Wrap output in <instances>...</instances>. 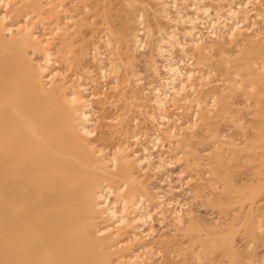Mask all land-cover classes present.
Segmentation results:
<instances>
[{
	"label": "bare ground",
	"instance_id": "obj_1",
	"mask_svg": "<svg viewBox=\"0 0 264 264\" xmlns=\"http://www.w3.org/2000/svg\"><path fill=\"white\" fill-rule=\"evenodd\" d=\"M48 1L45 5L44 0H0V264H157L153 257L156 251V248L153 250L156 240V231L152 227L155 220L153 212L158 210L157 214H170L181 226L185 225L188 217L192 221L194 217L186 203L155 191L154 186L150 188L144 177L149 172L157 176L167 171L168 175V169L175 167L167 157L170 150L166 151L167 154L163 152L167 156L160 153L161 147L167 149L166 139L173 142L181 137V142L184 132L197 130L198 122L210 114L212 106L215 108L214 102L208 101L211 96L201 97L197 93L215 72L210 69L207 75L200 68L208 65L213 50L225 55L227 48L235 43L246 46L249 41L258 42L264 33L260 28L264 24V4H260L262 9H257L255 5L258 3L254 5L250 0H211L212 5L203 4L206 0H194V3L192 0L190 3L193 4L186 10L178 2L181 0H150L155 4L150 6L154 9V18H157L159 34L154 43L155 54L163 63L150 54L151 73L158 80L149 84L148 91L144 75L136 67V62L141 59L138 60L137 52L146 51L149 40L157 33L147 23L145 10H140V5V11L134 10L138 0L126 1L130 11L124 26L127 31L123 37L124 40L127 38L123 41L124 54L120 52L110 60L104 55V49L102 51L101 48L104 54L100 52L98 44L101 43L97 44L98 41L93 49L83 47L78 56L73 30L80 26V21L75 15H84L70 13L67 0ZM188 1L191 0L183 2L188 6ZM71 2L70 6H83L85 14L89 11L87 0ZM41 25L45 26L41 27L43 33L40 34ZM112 39L111 35L105 34L99 41H104L112 49ZM176 48L182 54L179 59L174 58L177 51L173 50ZM108 51L111 52L110 49ZM33 53H40L43 62L36 61ZM101 55L104 59L106 57L105 62L109 60V66L103 58L99 59ZM89 57L99 63L98 71L103 80L113 75L114 83L110 84L114 92L112 98L123 99L124 107L137 102L142 116L155 123L149 144L142 145V150H134L131 141L118 144L111 153L99 145L97 137L102 127L116 129L111 130L115 133L110 136H121L127 132V126L119 112L114 117L101 113L100 106L96 109L94 98L104 96L103 92L95 94V90L91 93L88 85L80 83L85 76L83 74L95 75L96 69L86 63ZM75 60L83 72L79 69L82 73H73L77 77L72 78L61 67L63 64L65 67L72 65ZM122 64L125 66L124 74ZM262 67L257 71L261 72ZM257 71L252 69L248 73L253 80L251 88L261 77ZM212 95V101H216L217 96ZM105 97L109 100L103 102L102 109L107 110L105 106L108 104L114 109L111 98ZM194 101L196 105L193 106H198V110L193 118L201 119L197 123L194 120L195 123L190 121L178 125V119L174 115L171 119L168 115L169 109L175 107L180 111ZM208 103L212 105L209 109ZM126 134L127 137L130 133ZM139 136L141 134L130 137L139 143ZM186 142L184 140V146L188 144ZM156 152H159L158 159ZM180 175L178 178L181 179L183 174ZM251 217L254 214L251 213ZM147 227H152L149 228L151 231L147 232ZM225 248L234 258V264V245L228 241Z\"/></svg>",
	"mask_w": 264,
	"mask_h": 264
},
{
	"label": "rangeland",
	"instance_id": "obj_2",
	"mask_svg": "<svg viewBox=\"0 0 264 264\" xmlns=\"http://www.w3.org/2000/svg\"><path fill=\"white\" fill-rule=\"evenodd\" d=\"M69 1L71 2V0L66 1L67 2L66 5L70 13L72 12V14H74L73 12H77L79 14L84 15V17H80L81 15L74 14L76 16V19L80 21V26H76L75 29L73 30L75 31L74 40L76 42L78 56L81 50L83 49V47L85 46H87V49L90 48L93 49L94 47L93 45H95L96 41H98L96 42L97 44L101 43L98 45L100 48V52L102 54H104V52L108 53L109 49L111 50V52H109L108 55H106V53L104 54L107 57V59L115 58L120 54V52L124 54V51L122 49L124 46L123 41L127 39V38L125 40L123 39V37L127 33L124 26L125 23L127 24L126 17L129 16V11H130L128 3L126 2L127 0H87L89 3V9H88L89 11H87L86 14H85L86 10H84L83 6H76L74 4L70 6L72 2L70 3ZM104 1L105 3H103ZM138 1L139 3L138 5H135L134 10L136 12L140 10L143 11L145 10L146 19L148 20L147 23L152 25L153 31L158 34V31L156 29L157 18L156 17H155L156 19L154 18L155 16V14L153 13L154 9H152L150 6L152 5V7H154L155 4L150 0H149L150 2H148L147 0H138ZM183 1L182 0L178 1L179 3L181 2L180 4L182 5L181 6L178 3V7L181 6L183 8H186V10L189 9L190 7L189 5H192L194 3V0L193 3H190L192 2V0L188 1V3L190 4H188L187 6L186 4L187 2L185 3ZM250 1L251 3L254 2V5L258 3L259 5L258 4L255 5L256 8L262 9V7H260V4H264V0H262L263 2L261 0H257V1L255 0L256 2L254 0H250ZM44 2L45 5L49 3L48 0L46 1L44 0ZM143 2L147 5L145 6ZM206 2L207 4L209 3L212 5L211 0H206L204 1L203 4H206ZM184 3L187 7L183 5ZM139 5H140V10L138 7ZM149 8L152 10H150ZM103 9H105V11ZM173 10L174 9H172V11ZM125 11H127L128 13L126 12L125 14ZM173 12L175 13L176 11L174 10ZM189 13H192V11L189 10ZM77 16L83 19H79ZM122 17H125L126 19ZM162 23H164V25H167L165 21ZM48 24L49 23L46 21L45 23L46 27H48ZM45 25L40 26L39 28L40 34L43 33L41 27H44ZM258 25H259L258 30H260L261 28V30L264 32V24L262 25L263 27L261 26V23H259ZM105 34H109L113 38L112 49L110 47H107L103 43L104 41H99L100 38L103 37V35ZM157 34L154 33V38H152V40H149L150 42L147 47V50L142 52L144 53V55L140 53L141 51L137 52V58L139 57L138 60L140 58L141 59L139 60L140 63L139 61H137L138 63L136 62V67L138 66L137 70H139L140 73H143L144 85L146 86L148 91L150 90L149 84L153 81H156L157 79L156 77L153 78L154 75H152L153 73H151L152 71L149 65V59H151L152 56L158 58L157 54H155L156 50L154 48V43L156 39L159 38V34L158 35ZM180 37L182 38V36ZM129 39H131V37H129ZM259 44H261V46ZM246 46L243 43L242 44L235 43L231 47L229 46L227 48V50L225 51V55H223L222 52L218 50H213V52L210 54L212 56H210V61L208 62V65L200 68L202 69L201 71H203L204 73L207 72L206 73L207 75L211 72L210 69H212L213 72H215L214 73L215 75L214 74L212 75L213 77L209 75L210 80L208 79L209 81L207 80L206 82H204L201 85V87L198 88V92H197L198 95H200L201 97H205L207 95L212 97L213 96L212 94H215L217 96L216 98L217 100L215 99L216 101H212L211 97H209L208 99V101L210 100L209 103L210 102L215 103L212 104L215 106V108L209 103H208L209 105H207L208 109L211 108L210 105L212 106V108L210 109L212 113L210 112V114L206 116V118H204L202 121H200L201 119L199 120L198 117L197 120H195L193 118V114L195 113V111L198 110L197 109L198 106H195V108L193 106L196 105L195 101L190 103L191 107L188 104L184 106V108H181L180 111L179 109L177 110L175 107L171 108V110L169 109L170 112L168 111V115L172 117L171 119H173V115L175 119H178L177 121L178 125L180 124L183 125V123L184 124L189 123L190 121L194 122V120L196 123L198 122V120L201 123L198 122L199 126L196 125L197 128L196 127L195 128L197 130L195 131L194 129L193 131L186 130V132H184L183 137L185 136L186 137L185 138L182 137V141H181L182 143L180 142L181 137L173 141L178 143L180 142L179 143L180 145L176 146L177 143H173L169 139H166L167 149L163 148L165 150L164 151L161 147L160 153L163 154V152L166 153V151L168 152L170 150L168 154L166 153L169 156L165 154L163 155L169 157V160L171 159L170 161L175 163L174 165L175 167H171L168 169V173H169L168 175H167V171L162 172L164 175L160 173L157 176H153L154 174L152 172H149L148 175L144 177L145 182H147L150 188L151 186H154L155 191L159 193L161 192L162 194L164 193L169 198L171 197V198L180 199V201L186 203L187 206L190 207L189 208L190 210L188 209L189 213H191V215H193L192 217H194L193 221L190 219V217H188L186 219L185 225L181 226L173 220L172 215L170 214L161 215V214H157L158 210L154 212L152 211L153 215L155 216L154 217L155 220L152 227H154L155 230L154 229L153 230L156 231L154 234L156 236V240L153 243L154 244L153 250L155 251V248L156 251L158 250L157 251L158 253H156L155 251V254L157 255L153 253V257L157 262V264H233L232 261L234 258L231 256L230 253L227 252L225 248L226 242L228 241H231L235 247L234 264H249L252 258H253L251 260L252 263L250 262L251 264H253V262L254 264L256 263L263 264L264 261L263 259L264 258V72H263L264 67H262L263 65L262 63L264 62L263 61L264 33L262 34V36H260V40L258 42L254 43L249 41V43H247ZM258 46L261 48H259ZM250 47L251 49H249ZM101 48L102 51L104 50L105 51L102 52ZM105 48L108 50H106ZM113 48L114 49L116 48L115 49L116 52L112 51ZM151 49L153 51H151ZM178 49L176 48L173 50V51L176 50L178 52V53L174 52L175 55L173 54L174 58L177 59H179L180 55L182 56V54L179 52ZM148 50H150L149 51L150 53L148 52ZM238 51L239 53L242 52L243 55L242 54L239 55ZM151 53L152 55L150 57ZM229 53L230 56L233 57L235 56V57L230 58V56H227L229 55ZM236 53L238 55H236ZM141 54L143 56L140 57ZM104 55L99 56V59L100 57L101 59L102 58L104 59ZM110 55H112V57H109ZM33 56L35 57L34 59H36V61L40 62L43 60V56L40 53H36V54L33 53ZM226 56L229 57L230 59H228ZM92 57L87 58L86 63L87 64L89 63L92 68L96 69V70L92 69L94 70L93 73H95V75L92 74V76H87V74H83L85 76H83L82 80H84V77L86 76L87 77L85 79L87 80L84 81L81 80L80 83L82 82L81 84L85 86L88 85V87H90L89 90H91L92 92L89 91V93L90 92L93 93L95 90H96V92H94L95 94L103 92L104 96L101 97L100 95V97L94 98V104H96L95 105L96 109H100L101 107L103 108V102H105L106 100L105 95L108 98L110 97L112 99V100L110 99V101H112L115 105L114 109L113 106L109 108V104H108V106L107 105L105 106L107 110L101 108L102 110L100 109V112L101 113L106 112V115L109 116L111 115L114 117H117L118 115L116 114L119 112L118 114L124 116L125 118V123L127 126L126 133H130L128 134L127 137H126L127 135L126 133L121 136L120 135L110 136L109 134L115 133L112 132L111 130H116V129L114 128L110 129L109 127L104 126L102 127L103 129L100 130L99 135L97 137L98 142H100L99 145L101 147L103 146V148H105L107 151H110L108 153H111L118 144L126 141H131V144L133 145V149L135 148L134 150L137 151L142 150V145L149 144L150 136H152V130L156 128L155 123L154 122L152 123V121L150 120H146L144 116H142L141 114L142 110L140 109L137 102H135L136 103L135 105L134 103H131L132 105H129V107L128 104L125 105L124 107L123 99L117 100L112 98L114 92L110 88L111 87L110 84L112 85L114 83L113 75H108L107 76L108 78L106 77L107 79L104 78L103 80L98 71L99 63L95 62L97 60ZM106 57L104 59V63L106 64V66H109L110 59L108 60V62H105L107 61ZM157 60L159 61V63H163L161 62V58L160 59L158 58ZM261 60L262 62L260 63ZM226 61L229 62L227 63ZM254 61L256 62V64H254ZM93 62L94 64H92ZM225 63L228 65H224ZM138 64H140V66ZM64 65L65 64H63L61 68L67 71V74L70 75L71 77L76 76L73 75V73L80 75L83 72L82 66L79 68V64L76 60L72 62V65L67 64L68 67L67 65L66 67ZM76 65L78 67H75ZM256 66H258L259 68L262 67L263 70L261 69V72H259L260 70L257 69L258 67ZM242 67L244 69H242ZM79 69H81L82 72ZM239 69L241 72L239 71ZM252 69L256 71L259 70L257 71V73H260L261 75V77L257 80V85L253 86V88H251L252 87L251 84L253 80L248 75L249 71H251ZM124 70H125V66L124 64H122V68H121L122 74H124ZM235 74L239 76H237L236 78ZM92 80L94 81V83L92 82ZM231 81L233 82V84ZM239 81H240V85H238ZM95 83L97 85L98 84L100 85L97 86ZM100 87L101 89H99ZM102 88L103 89L105 88V90H103ZM203 89L207 92H205ZM228 93L230 96L228 95ZM228 96L229 98L231 97L230 99L232 101L229 100ZM96 99H99L100 101ZM101 99H103L104 101L103 100L101 101ZM108 100L109 99H107L106 102H108ZM116 101L118 103H116ZM108 108L111 109V111H109ZM119 109L121 110V112ZM108 112L109 114H107ZM122 113L124 114L126 113V114L124 115ZM180 115L181 116L183 115L182 121L179 118L181 117ZM134 117L137 119H135ZM132 120L135 121H133L132 123L131 122ZM136 120L139 122L135 123ZM179 120L181 122H179ZM129 126L132 128H129ZM203 127L204 129L202 131ZM146 130L150 131L149 132L150 135L147 134L148 131L145 132ZM107 131H109V133H107ZM128 131H132V132H128ZM102 132L103 134L106 135L104 136V138H102L103 135ZM144 133H146L147 135L145 134V136H143ZM137 134H141V136H139L141 137L139 138V140L140 141L142 140L141 143L140 141L139 143H137L135 140L131 139L132 137H130V136H137ZM168 140L170 143L167 142ZM184 140L187 141L186 143H188L186 144V146H184L185 145ZM134 142H136V144ZM175 150L177 153L175 152ZM158 155L159 152L158 153L156 152L155 156L157 159H158L157 157ZM173 157H175V161L176 162L178 161V163L174 161ZM176 158L179 159L177 160ZM181 158L182 160H180ZM180 171H182V173ZM179 172L181 175L183 174L182 175L183 177L181 179L178 178V175H180L178 174ZM166 176H169L167 177L168 179L170 178L172 179L168 180ZM160 181L165 184L162 185ZM170 182H174V183L170 184ZM159 183L161 185H159ZM181 184L182 186H184V188L181 186ZM172 187L174 188V190L172 189ZM172 191H174V196L172 195L173 194ZM175 195L177 197H175ZM251 213L254 214V217H251ZM152 227H147L146 228L147 232L151 231L150 229H152Z\"/></svg>",
	"mask_w": 264,
	"mask_h": 264
}]
</instances>
